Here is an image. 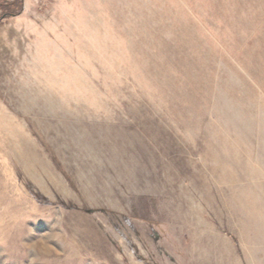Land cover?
I'll return each instance as SVG.
<instances>
[{
	"label": "rangeland",
	"instance_id": "374dc122",
	"mask_svg": "<svg viewBox=\"0 0 264 264\" xmlns=\"http://www.w3.org/2000/svg\"><path fill=\"white\" fill-rule=\"evenodd\" d=\"M0 264H264V0L4 18Z\"/></svg>",
	"mask_w": 264,
	"mask_h": 264
},
{
	"label": "trees",
	"instance_id": "16d2710c",
	"mask_svg": "<svg viewBox=\"0 0 264 264\" xmlns=\"http://www.w3.org/2000/svg\"><path fill=\"white\" fill-rule=\"evenodd\" d=\"M23 8H24V0H14V1H11V2H8V0H0V10H2V12L0 13V23L2 22V20L4 18L20 14L22 12ZM46 148H47V151L50 154L51 158L57 164V166L66 175L68 180L70 182H72L71 179H70L71 177L66 173V171L64 170L62 164L57 159V157L54 154V152L50 148H48V147H46Z\"/></svg>",
	"mask_w": 264,
	"mask_h": 264
}]
</instances>
